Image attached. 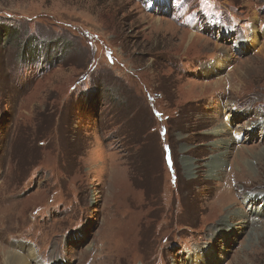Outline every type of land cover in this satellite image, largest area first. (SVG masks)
<instances>
[{"label": "rangeland", "instance_id": "rangeland-1", "mask_svg": "<svg viewBox=\"0 0 264 264\" xmlns=\"http://www.w3.org/2000/svg\"><path fill=\"white\" fill-rule=\"evenodd\" d=\"M253 123L264 0H0V250L31 247L30 264H264Z\"/></svg>", "mask_w": 264, "mask_h": 264}, {"label": "bare ground", "instance_id": "bare-ground-1", "mask_svg": "<svg viewBox=\"0 0 264 264\" xmlns=\"http://www.w3.org/2000/svg\"><path fill=\"white\" fill-rule=\"evenodd\" d=\"M191 37L195 38L196 35L194 34H190ZM221 62V58H217V60L214 62V67L218 64H220ZM223 62V61H222ZM221 62V63H222ZM217 84V82L215 83ZM254 124V123H253ZM260 123H255L252 127V129L255 131L256 129H258L259 127H261L262 129V134L264 135V126H259ZM229 128V125H218L215 128L212 129V133L216 134V133H225ZM262 135V136H263ZM231 142H232V138L231 137H227L225 140H217L214 142V144L218 147H222V150L217 153V155L215 156H211L209 158V160L206 162L205 166L207 167V175L209 177H214L216 175L217 172H219L220 174L223 172V168L226 165L225 159H224V155L227 154L229 152V149L231 147ZM182 163L184 164V168L186 169V175L190 176L191 175V171H192V167H191V163L189 160L187 159H182ZM244 163H246L244 161ZM247 164V163H246ZM206 175V176H207ZM217 176V175H216ZM219 176V175H218ZM253 199V196H251L249 193H246L244 195V201L249 204V201H251ZM252 202V201H251ZM250 205V204H249ZM233 214H237L238 218L244 216V214L241 216V211H237V212H230L228 213L227 216L223 217L221 220L222 224H225L226 221L233 219L234 216ZM235 219V218H234ZM242 220L239 222V227H243L245 225V220L244 218H241ZM237 224V223H236ZM233 227L231 228V226L226 225L224 226V228L220 229L219 231L224 234V236L227 235V231L228 232H233ZM23 247V246H22ZM29 251H26V253L24 255L22 254H18L15 253L14 251H10V250H0L1 252V260H0V264H30L28 262V260L26 259V254L33 256V253L31 251V247L28 248ZM204 253H206L207 255H209L210 257H212V255H210V253H208L209 249L204 247ZM215 258V257H214ZM187 259H191L194 260V262L197 264V262H205V256L203 254V252H196V253H192L191 255L188 256ZM218 260V259H217ZM56 264H60L59 262H57ZM204 264H207L204 263Z\"/></svg>", "mask_w": 264, "mask_h": 264}, {"label": "trees", "instance_id": "trees-1", "mask_svg": "<svg viewBox=\"0 0 264 264\" xmlns=\"http://www.w3.org/2000/svg\"><path fill=\"white\" fill-rule=\"evenodd\" d=\"M26 55H28V53H27ZM88 93H89V92H87L86 94H88ZM94 96H95V94H91V93H90V94H88V95L86 96V98H88V97H89V98H93Z\"/></svg>", "mask_w": 264, "mask_h": 264}]
</instances>
